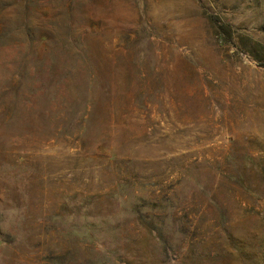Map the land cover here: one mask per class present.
<instances>
[{
	"label": "rangeland",
	"instance_id": "rangeland-1",
	"mask_svg": "<svg viewBox=\"0 0 264 264\" xmlns=\"http://www.w3.org/2000/svg\"><path fill=\"white\" fill-rule=\"evenodd\" d=\"M0 264H264V0H0Z\"/></svg>",
	"mask_w": 264,
	"mask_h": 264
}]
</instances>
